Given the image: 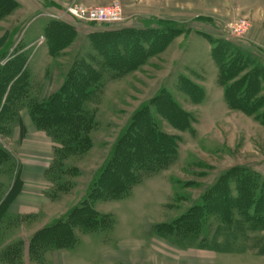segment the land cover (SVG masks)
<instances>
[{
    "label": "rangeland",
    "instance_id": "1",
    "mask_svg": "<svg viewBox=\"0 0 264 264\" xmlns=\"http://www.w3.org/2000/svg\"><path fill=\"white\" fill-rule=\"evenodd\" d=\"M114 2L118 22L71 12ZM68 94L62 132L40 105ZM145 111L173 156L125 198L91 199ZM84 202L108 216L97 230L31 246ZM263 249L264 0H0L1 264H264Z\"/></svg>",
    "mask_w": 264,
    "mask_h": 264
},
{
    "label": "trees",
    "instance_id": "2",
    "mask_svg": "<svg viewBox=\"0 0 264 264\" xmlns=\"http://www.w3.org/2000/svg\"><path fill=\"white\" fill-rule=\"evenodd\" d=\"M225 75L226 73L223 74V78ZM228 89L226 95L230 98L231 89ZM232 90L238 89L232 86ZM234 97L236 101L234 102L235 105L239 107L243 106L244 108L248 107L250 95H244V98L240 96ZM70 100L72 99L70 98V94H68L66 97H60L56 103L55 100H49L46 104L40 105L42 112L48 113L51 112V110L53 111V116L50 118L48 116L44 117V120L49 119L48 126L50 128H59L60 131L64 132L62 129L63 126L68 127L70 125L71 130H75L77 126L73 125L77 124L76 121H78V116L74 108L77 105L73 104ZM245 103V106L242 105ZM145 113L146 111L136 116L132 128L119 140L114 154L120 152V157L124 158V160L119 159V161H117L119 157L114 155V158L107 161L98 180L91 188V199L106 200L125 198L133 186L143 176L142 173H140L142 169L146 170L147 173H152L157 170L158 165H162L173 156L176 148V142L173 140L174 138L160 131L155 123L146 120ZM50 114L51 113L48 115ZM48 126L45 128H48ZM69 134L72 135V133ZM77 137L78 136H73V138ZM85 141L89 143L87 138H85ZM78 150L79 149L73 148V151ZM134 158L137 159V163H135ZM212 199L216 201L215 198ZM197 209L199 210L201 207L199 206ZM219 210L220 208L214 207L212 211ZM65 217L63 221L58 223L56 221V223L54 222L52 225L45 226L32 238L31 246L35 249L37 248V243H40L41 246L42 244L51 245V247H47L48 249L58 248L61 246L59 242L65 243L68 241V238L70 240L72 237L70 232V230H72L70 229L71 226L79 225L84 230H97L100 227V220L106 219L108 216L104 215L101 218L93 205L84 202L81 206L73 208ZM183 227L188 232L193 228L192 223L189 222L185 223ZM62 246L66 247L67 245ZM261 253L264 254V249Z\"/></svg>",
    "mask_w": 264,
    "mask_h": 264
},
{
    "label": "built area",
    "instance_id": "3",
    "mask_svg": "<svg viewBox=\"0 0 264 264\" xmlns=\"http://www.w3.org/2000/svg\"><path fill=\"white\" fill-rule=\"evenodd\" d=\"M71 12L82 20L92 22L111 23L121 20V5L118 2L104 6H96L91 9H86L81 6Z\"/></svg>",
    "mask_w": 264,
    "mask_h": 264
},
{
    "label": "crops",
    "instance_id": "4",
    "mask_svg": "<svg viewBox=\"0 0 264 264\" xmlns=\"http://www.w3.org/2000/svg\"><path fill=\"white\" fill-rule=\"evenodd\" d=\"M26 195L27 194H25V191L23 190L20 194H19V196L17 197V200H16V202H15V204L14 205H17V203H19V201H21V203L19 204V206H21V207H23L22 208V210H20V211H22L21 213L22 214H32V213H30V212H32V210H29V209H27L26 208V206H28V205H25V204H22V203H24V200H25V198H27L26 197ZM41 196H39V195H36L35 193L34 194H32V195H30V200H28L27 199V202H29L30 204H31V206H28V208L30 207V209L31 208H36L37 207V204H38V202L39 203H41ZM46 204V203H45ZM39 205V204H38ZM40 206H38V208H39ZM39 210V209H38ZM34 214V213H33ZM26 258V260L24 261V264H33V263H30V261H29V259H27V257H25ZM2 262L0 261V264H1Z\"/></svg>",
    "mask_w": 264,
    "mask_h": 264
}]
</instances>
